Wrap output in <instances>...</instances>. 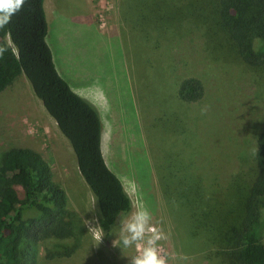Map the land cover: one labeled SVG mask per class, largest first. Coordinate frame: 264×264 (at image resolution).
Segmentation results:
<instances>
[{
	"label": "rangeland",
	"instance_id": "1",
	"mask_svg": "<svg viewBox=\"0 0 264 264\" xmlns=\"http://www.w3.org/2000/svg\"><path fill=\"white\" fill-rule=\"evenodd\" d=\"M214 3L43 0L45 41L55 69L72 89L86 88L95 98L93 107L105 109L104 161L129 196L131 210L143 202L152 223L168 235L159 242L167 264H215L206 251H187L198 243L188 233L186 252L180 248L179 234L193 207L191 189L196 184L217 198L230 185L248 183L255 171V139L264 127V65L249 66L237 57ZM185 77L200 81L198 100L178 98ZM12 146L41 153L77 217L73 237L39 244L36 264H129L137 250L112 245L118 222L113 235L99 243L88 231L97 226L89 210L92 194L67 139L22 74L0 92V154ZM259 219L264 240V210ZM75 243L68 256L45 257Z\"/></svg>",
	"mask_w": 264,
	"mask_h": 264
},
{
	"label": "trees",
	"instance_id": "2",
	"mask_svg": "<svg viewBox=\"0 0 264 264\" xmlns=\"http://www.w3.org/2000/svg\"><path fill=\"white\" fill-rule=\"evenodd\" d=\"M214 1L213 12L237 57L249 66L264 65V0ZM45 33L43 0H26L11 22L0 28V46L7 48L0 57V92L17 75H24L67 139L79 175L97 198L96 222L107 239L119 219L130 212L131 201L104 161L95 107L58 74ZM177 96L184 102L198 100L202 96L200 81L182 78ZM253 160L251 180L239 187L230 185L221 197H208L193 185L189 222L185 233L179 234L184 241L181 250L185 251L188 233L198 243L187 251L207 252L205 256L215 264H264L259 219L264 210V127L256 136ZM76 221L63 188L53 180L49 164L37 150L12 146L0 154V264H36L39 244L73 237ZM75 246L47 251L45 257L68 256Z\"/></svg>",
	"mask_w": 264,
	"mask_h": 264
},
{
	"label": "clouds",
	"instance_id": "3",
	"mask_svg": "<svg viewBox=\"0 0 264 264\" xmlns=\"http://www.w3.org/2000/svg\"><path fill=\"white\" fill-rule=\"evenodd\" d=\"M26 3V0H0V28H4L11 22L12 16L17 14ZM7 51L5 46H0V57ZM208 106H203L200 111L205 114ZM97 198L92 197L89 210L96 209ZM95 220V217H93ZM118 238L112 241L114 247L135 248L137 254L129 259V264H167V257L159 250V242L168 239L164 230L152 223V214L147 206L137 201L133 210L120 219ZM86 224L90 225L87 221ZM97 243L101 242L105 235L102 228L89 226Z\"/></svg>",
	"mask_w": 264,
	"mask_h": 264
},
{
	"label": "crops",
	"instance_id": "4",
	"mask_svg": "<svg viewBox=\"0 0 264 264\" xmlns=\"http://www.w3.org/2000/svg\"><path fill=\"white\" fill-rule=\"evenodd\" d=\"M72 89V88H71ZM75 93H77L78 95H80L81 97L85 98L89 103H91V101H95V98H93L92 94L85 88L84 90L81 91H77V89H72ZM92 101V102H93ZM96 102V101H95ZM92 104V103H91ZM95 106V105H94ZM97 109V113L99 115V119L101 122V130L103 129V123H102V118L101 116L104 114V112L102 110L105 111V109H103V107L99 104L95 106ZM104 116V115H103ZM101 152H102V135H101ZM41 154V153H40Z\"/></svg>",
	"mask_w": 264,
	"mask_h": 264
}]
</instances>
